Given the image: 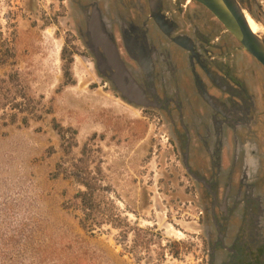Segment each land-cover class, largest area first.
I'll list each match as a JSON object with an SVG mask.
<instances>
[{"label":"rangeland","instance_id":"obj_1","mask_svg":"<svg viewBox=\"0 0 264 264\" xmlns=\"http://www.w3.org/2000/svg\"><path fill=\"white\" fill-rule=\"evenodd\" d=\"M78 23L68 0H0L1 93L35 113L0 121V261L206 264V215L167 119L99 75ZM80 178L102 180L93 231Z\"/></svg>","mask_w":264,"mask_h":264},{"label":"flooded vegetation","instance_id":"obj_2","mask_svg":"<svg viewBox=\"0 0 264 264\" xmlns=\"http://www.w3.org/2000/svg\"><path fill=\"white\" fill-rule=\"evenodd\" d=\"M235 1L264 41V0ZM68 3L99 75L122 98L97 30L117 53L121 80L155 103L140 108L167 119L206 215V264H264V66L200 0Z\"/></svg>","mask_w":264,"mask_h":264},{"label":"water","instance_id":"obj_3","mask_svg":"<svg viewBox=\"0 0 264 264\" xmlns=\"http://www.w3.org/2000/svg\"><path fill=\"white\" fill-rule=\"evenodd\" d=\"M206 7L215 15V17L224 25L226 30L231 33L242 45L244 51L252 55L258 62L264 66V41L259 36L254 35L248 27L247 21L244 18L241 9L235 0H200ZM93 21L96 23V19ZM97 24V23H96ZM96 43L100 44L106 53V56L111 66L117 71V76H113L111 81L115 84L117 90L120 92L123 99L129 104L138 107L155 106V103L148 101L131 80L127 83L123 82L121 78L126 72L118 59L117 53L111 42L104 36V34L97 30L93 36Z\"/></svg>","mask_w":264,"mask_h":264},{"label":"trees","instance_id":"obj_4","mask_svg":"<svg viewBox=\"0 0 264 264\" xmlns=\"http://www.w3.org/2000/svg\"><path fill=\"white\" fill-rule=\"evenodd\" d=\"M8 57H11L9 53H1L0 52V59L4 60ZM61 60L64 61V57L62 54ZM67 62V70L63 69V77L64 79L68 78V69L69 66L72 62V59L69 57V59L66 61ZM4 81L0 80V121L5 120V118L8 116L10 118V121H15L17 119V113H27L34 117V111H28L27 109L23 108L24 101H33L30 97H28L26 94H21L19 98H21L23 101H16V98H12L9 101L10 98L4 97L5 95L1 93L3 90L2 85ZM20 87V85H19ZM21 88V87H20ZM22 89V88H21ZM19 92V91H18ZM10 104V110L11 111H16V113H12L11 115H7L5 113V106ZM13 102V103H12ZM24 122L26 119H24ZM99 172V170H98ZM101 179L98 178H93V179H84L80 178L77 179V183L83 187V191H79L74 199L76 200L78 204V208L82 214V219H79V225L82 229L86 231H93V226L102 219V213L100 211V207L97 203V198H96V192H99L101 188ZM0 264H24L23 262H18L15 257H3V260L0 261Z\"/></svg>","mask_w":264,"mask_h":264},{"label":"bare ground","instance_id":"obj_5","mask_svg":"<svg viewBox=\"0 0 264 264\" xmlns=\"http://www.w3.org/2000/svg\"><path fill=\"white\" fill-rule=\"evenodd\" d=\"M242 14L246 19L248 27L250 28L252 33L260 37V34L263 30V26L259 22H257L253 17H251L246 11L243 10Z\"/></svg>","mask_w":264,"mask_h":264}]
</instances>
